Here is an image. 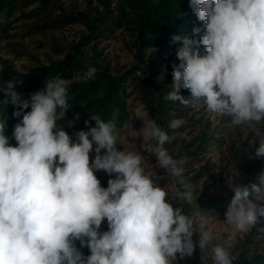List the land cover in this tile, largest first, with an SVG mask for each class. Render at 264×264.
I'll use <instances>...</instances> for the list:
<instances>
[{
	"label": "clouds",
	"instance_id": "clouds-1",
	"mask_svg": "<svg viewBox=\"0 0 264 264\" xmlns=\"http://www.w3.org/2000/svg\"><path fill=\"white\" fill-rule=\"evenodd\" d=\"M189 6L203 29L171 38L180 45L179 63L172 64L165 99L185 106L203 101L209 112L231 117L233 126L253 133L254 153L247 149V158H264V0H189ZM96 72L90 66L82 79L92 80ZM20 83L0 86L16 109L13 116L23 113L11 137L5 134L7 119H0V264H178L197 247L212 264H233L237 234L264 232V170L247 184L228 175L226 188L234 196L224 221L232 231L211 232L199 205L184 213L161 185L164 177L144 166L154 156L155 166L173 181L175 199L192 203L182 161L165 147L175 137L157 119L144 120L139 132L128 125L130 136L142 137L139 150L121 147L115 120L99 114H89L88 130L76 132L74 142L57 123V110L65 114L69 108L71 81L49 78L28 98L16 90ZM78 120L75 114L68 126ZM182 124L175 119L169 127ZM97 172L109 177L107 187Z\"/></svg>",
	"mask_w": 264,
	"mask_h": 264
},
{
	"label": "trees",
	"instance_id": "trees-1",
	"mask_svg": "<svg viewBox=\"0 0 264 264\" xmlns=\"http://www.w3.org/2000/svg\"><path fill=\"white\" fill-rule=\"evenodd\" d=\"M67 2L0 0V49L6 48L12 55L6 58L0 54V86L7 81H21L16 90L28 98L29 93L43 88L49 78L59 76L71 81L69 108L65 114L57 110V123L74 142L76 132L88 130L84 121L89 114H99L105 121L114 119L118 132L128 119V100L143 104L159 126L175 137L165 147L173 158L182 161L179 166L192 185V203L178 200L174 205L182 207L186 214L194 212L199 205L209 218L214 214L224 215L234 196L226 188L228 175L241 177L247 184L264 170V158H247V149L254 153V148L249 146L253 133L246 127L233 126L231 117L213 116L203 101L192 100L185 106L165 99L172 83V64L179 63L175 52L180 45L171 38L191 36L194 27L203 29L189 0ZM76 26L81 29L69 40L65 33ZM27 37H31L30 41H26ZM110 41L119 42L125 52L134 56L136 65L129 68L114 64L106 52L108 45L104 46V42ZM90 66L97 69L95 78L82 79ZM163 68L167 71L162 73ZM181 94L191 98L187 89H182ZM30 110L29 107L24 111ZM14 111L0 94V119H7L5 134L9 137L23 115L14 117ZM75 114H79V120L69 127L68 121H73ZM175 119L183 124L173 130L169 125ZM91 126H95L94 121ZM243 133L247 138L241 141L239 137ZM11 142L16 143L14 139ZM213 151L221 157L217 167L207 157ZM96 175L102 186L107 187L109 177ZM166 180L172 185L170 177ZM260 227H264V218ZM101 230H107L106 222ZM236 241L232 249L233 264H264V232L253 229ZM83 252L90 254L87 248ZM201 255L197 247L192 257L178 264H212L210 255L204 258Z\"/></svg>",
	"mask_w": 264,
	"mask_h": 264
},
{
	"label": "rangeland",
	"instance_id": "rangeland-1",
	"mask_svg": "<svg viewBox=\"0 0 264 264\" xmlns=\"http://www.w3.org/2000/svg\"><path fill=\"white\" fill-rule=\"evenodd\" d=\"M66 2L68 0H65ZM68 3V2H67ZM80 27H71L66 31V37L69 38V40H73L76 37V33L80 31ZM31 37H27L26 41H30ZM35 39V38H34ZM108 45L107 47V53L110 55V57L113 59L114 64L119 63L122 66H129L131 68L132 66L136 65V59L134 56H132L130 53L125 52L122 47V45L117 41H110V42H104V46ZM3 47L5 45H2ZM0 54L4 57H12V55L7 52L6 48L0 49ZM20 66L23 64L21 62H18ZM200 109V107H198ZM128 119L126 121L125 126L118 131V142L121 145V147L127 149V150H139V146L142 143V137H134L129 135V127L128 125L131 123L132 127L135 131L139 132L140 129L143 127V121L152 118V113L145 108L143 104H140L138 102H134L132 99L128 100ZM213 116H217V114L213 113ZM158 123V122H157ZM248 129V128H247ZM248 131H250L248 129ZM247 138L246 134L243 133L242 136L239 137V140L242 141V139ZM143 155H148L147 153H143ZM211 159V163L215 164L216 167L220 163V155L218 152L213 151L211 154L207 156ZM156 158L154 156H148V159L145 161V167L146 169H149L158 175L164 177V180L161 182H165L163 187L168 191L169 197L172 199V202L177 203L178 200L175 199V192L172 188V185L170 182H168L166 179V174L164 170L159 169L155 166ZM101 173L104 177H108L103 172H97ZM96 173V174H97ZM224 215L214 214L212 217L209 218V225L208 229L211 232H222L225 235L229 234L232 229L230 226H228L225 221ZM246 233L237 234L236 239L243 237Z\"/></svg>",
	"mask_w": 264,
	"mask_h": 264
}]
</instances>
